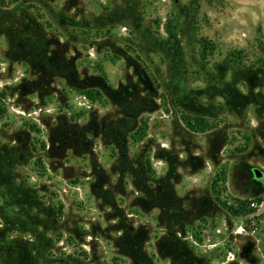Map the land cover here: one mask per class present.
Listing matches in <instances>:
<instances>
[{
	"label": "rangeland",
	"instance_id": "rangeland-1",
	"mask_svg": "<svg viewBox=\"0 0 264 264\" xmlns=\"http://www.w3.org/2000/svg\"><path fill=\"white\" fill-rule=\"evenodd\" d=\"M17 3L0 0V11L16 9ZM64 4L66 15L95 18L98 25L114 16L99 34L90 33L98 42L113 44L90 39L80 46L79 58L90 73L102 70L114 87L136 80L137 63L165 80L168 44L181 53L172 58L177 63L189 61L191 50L206 68L230 54L245 65L264 64V0L49 2L53 11ZM31 9L40 13L36 6ZM48 29L64 41L60 28ZM108 44L121 50L116 54ZM191 71L189 85L203 86L204 74L195 67ZM28 76L26 64L8 56L0 29V184L11 182L13 209L25 218L23 224L10 221L0 196V264L42 263L36 230L48 239L46 256L53 259L48 264H65L66 259L78 264H196L199 256L209 264H264V181L251 178L254 167L264 171V139L256 130L264 119L261 88H254L255 103L246 105L243 118L225 113L219 118L231 121L223 133L193 138L158 99V108L146 115V124L131 140L130 152L149 140L152 174L167 193L163 200L150 196L144 201L131 174L116 171L110 144L93 138L85 152L58 133L60 124L98 120L110 108L107 101L66 89V96H51L42 105L36 96L18 92L16 86ZM242 119L248 126H242ZM250 199H259L262 206L248 212ZM172 223L174 240L169 238Z\"/></svg>",
	"mask_w": 264,
	"mask_h": 264
},
{
	"label": "trees",
	"instance_id": "trees-1",
	"mask_svg": "<svg viewBox=\"0 0 264 264\" xmlns=\"http://www.w3.org/2000/svg\"><path fill=\"white\" fill-rule=\"evenodd\" d=\"M49 2L50 0H18L16 9H19V12L13 8L0 11V29L8 44V56L22 60L28 67L29 76L16 86L18 92L24 97L36 96L42 105H45L46 98L51 96H66V89L75 90L92 100L107 101L110 108L98 120H90L81 126L60 124L58 133L61 140L68 142L72 147L78 146L85 152L92 148L93 138L99 137L105 144H110L117 158L114 163L116 171L119 170L121 175L131 174V183L144 201L150 196L151 199L156 196L159 201L163 200L167 189L162 190V180L152 174L147 151L149 140L135 150L136 153L130 152V144L146 124V115L156 110L160 101L171 108L176 119L182 123L178 126H181L182 132L190 138L208 131L222 130L223 133L231 124V121H226L225 118L219 119L224 113L243 118L246 105L255 103L257 93L254 88L262 89L261 100L264 101V64L245 65L237 55L230 54L211 68H206L191 50L189 61L177 63L172 58L181 53L176 48H171L170 44L166 45L163 51L169 63L168 77L165 80L160 81L155 74L149 73V68L145 69V66L137 63L134 65L136 80H129L114 87L107 81L102 70L97 69L90 73L89 65L79 62L82 53L80 46L89 43L90 39L94 40L93 44L98 45L112 43V40L98 42L96 35L92 37L90 33L94 31L99 34L114 16H108L105 23L98 25L95 18L84 19L66 15L65 4L61 10L53 11ZM35 6L40 13L32 11L31 8ZM122 23L124 26H131L127 20ZM53 25L65 33L64 41L61 42L58 35L49 31L48 28ZM139 28L138 25L135 27L136 30ZM130 41L132 40L127 43ZM108 45L116 54V51L121 50ZM192 67L204 74L203 86L189 85L187 77L191 74ZM246 124L247 121H244L242 126ZM256 130L264 139V119ZM194 146L198 147L196 143ZM184 147L186 152H190L191 148L187 142ZM208 156L212 159L213 152ZM251 178L256 179L254 172L251 173ZM11 186V182L0 184V196L4 199L1 209L14 224H23L25 218L12 206ZM169 189L171 188L168 186V191ZM169 193L170 196H167L173 201L172 189ZM110 205L115 208V204ZM254 210L250 208L248 212ZM173 224L169 225L171 240L177 238V230ZM34 232L39 244L38 255L42 262L40 264H48L53 260L46 256L48 239L43 231ZM74 260L66 259L64 262L79 263ZM248 261L255 264L252 260ZM208 262L207 257L199 256L196 264H209Z\"/></svg>",
	"mask_w": 264,
	"mask_h": 264
},
{
	"label": "built area",
	"instance_id": "built-area-1",
	"mask_svg": "<svg viewBox=\"0 0 264 264\" xmlns=\"http://www.w3.org/2000/svg\"><path fill=\"white\" fill-rule=\"evenodd\" d=\"M248 206L249 208H252V209H259L262 206V203L259 202L258 200L250 199L248 201Z\"/></svg>",
	"mask_w": 264,
	"mask_h": 264
},
{
	"label": "water",
	"instance_id": "water-1",
	"mask_svg": "<svg viewBox=\"0 0 264 264\" xmlns=\"http://www.w3.org/2000/svg\"><path fill=\"white\" fill-rule=\"evenodd\" d=\"M254 175L257 179L264 178V171L260 168L254 167L253 168Z\"/></svg>",
	"mask_w": 264,
	"mask_h": 264
},
{
	"label": "flooded vegetation",
	"instance_id": "flooded-vegetation-1",
	"mask_svg": "<svg viewBox=\"0 0 264 264\" xmlns=\"http://www.w3.org/2000/svg\"><path fill=\"white\" fill-rule=\"evenodd\" d=\"M262 181H264V178H260Z\"/></svg>",
	"mask_w": 264,
	"mask_h": 264
},
{
	"label": "bare ground",
	"instance_id": "bare-ground-1",
	"mask_svg": "<svg viewBox=\"0 0 264 264\" xmlns=\"http://www.w3.org/2000/svg\"><path fill=\"white\" fill-rule=\"evenodd\" d=\"M239 231H240V229H239Z\"/></svg>",
	"mask_w": 264,
	"mask_h": 264
}]
</instances>
